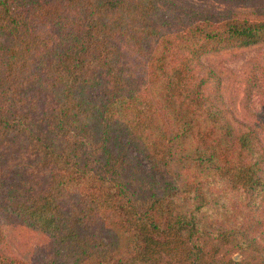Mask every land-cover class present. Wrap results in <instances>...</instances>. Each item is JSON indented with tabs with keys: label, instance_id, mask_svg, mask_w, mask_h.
<instances>
[{
	"label": "trees",
	"instance_id": "16d2710c",
	"mask_svg": "<svg viewBox=\"0 0 264 264\" xmlns=\"http://www.w3.org/2000/svg\"><path fill=\"white\" fill-rule=\"evenodd\" d=\"M217 2L0 0V264L13 220L46 264H264V116L199 72L264 47V7Z\"/></svg>",
	"mask_w": 264,
	"mask_h": 264
},
{
	"label": "rangeland",
	"instance_id": "374dc122",
	"mask_svg": "<svg viewBox=\"0 0 264 264\" xmlns=\"http://www.w3.org/2000/svg\"><path fill=\"white\" fill-rule=\"evenodd\" d=\"M177 1L199 9H224L218 0ZM259 6L264 7V0H261ZM259 63L264 65V47L239 49L207 55L202 60L199 72L209 81L207 92L214 94L216 90H220L222 99L236 117H250L255 114V110L264 116V84L256 86L255 91L259 92L255 93L250 101L245 96L248 74L254 72V66ZM256 72L260 74V71ZM233 203L238 204L237 196H234ZM4 235L6 240L2 250L8 256L17 257L24 264H46L49 260L53 242L43 233L26 228L13 220L5 223ZM235 260H240L239 254L235 256Z\"/></svg>",
	"mask_w": 264,
	"mask_h": 264
}]
</instances>
